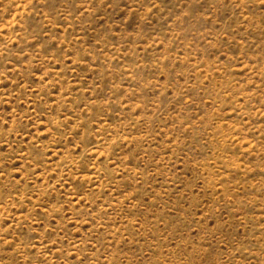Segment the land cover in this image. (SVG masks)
Instances as JSON below:
<instances>
[{"label":"rangeland","instance_id":"374dc122","mask_svg":"<svg viewBox=\"0 0 264 264\" xmlns=\"http://www.w3.org/2000/svg\"><path fill=\"white\" fill-rule=\"evenodd\" d=\"M0 264H264V0H0Z\"/></svg>","mask_w":264,"mask_h":264}]
</instances>
